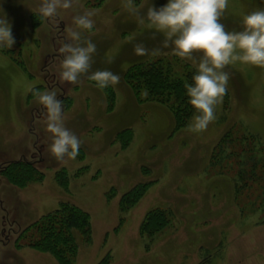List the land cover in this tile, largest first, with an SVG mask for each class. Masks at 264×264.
<instances>
[{"label":"rangeland","instance_id":"rangeland-1","mask_svg":"<svg viewBox=\"0 0 264 264\" xmlns=\"http://www.w3.org/2000/svg\"><path fill=\"white\" fill-rule=\"evenodd\" d=\"M41 2L0 0V15L8 19L15 38L11 48H0V170L22 159L44 174L42 181L23 187L0 174V264H58L47 253L17 249L14 240L19 230L60 202L90 215L91 242L77 239L74 264H95L107 253L110 264H264V187L263 192L244 189L234 199L236 172L226 170L232 163L209 164L213 145L230 127L252 135L264 159V68L240 62L226 67L228 90L216 107V120L201 133L187 126L172 133L168 110L156 102L138 103L122 73L131 62L158 57L195 67L193 59L198 62L201 53H193V59L174 55L162 46L161 33L139 25L123 9L124 0H73V7L59 9L55 18H43L31 29L29 15L38 12ZM134 3L144 5L143 14L151 4L160 7L167 0ZM254 10H264V0H228L221 23L239 31L242 16ZM88 11L94 12V27L82 37L96 45L91 68L76 84L61 82L59 48L69 42L73 17ZM138 43L148 55L135 54ZM152 49L159 54L151 55ZM104 69L120 76L119 84L110 86L109 107L104 90L88 79ZM30 87L57 94L65 127L81 141L82 159L60 162L50 154L46 110L34 95L28 99ZM125 129L131 137L122 148L116 137ZM62 168L68 173L66 188L54 178ZM146 181L153 183L145 195L122 212L119 196ZM154 208L168 212L169 224L152 237L139 236L145 213Z\"/></svg>","mask_w":264,"mask_h":264},{"label":"clouds","instance_id":"clouds-1","mask_svg":"<svg viewBox=\"0 0 264 264\" xmlns=\"http://www.w3.org/2000/svg\"><path fill=\"white\" fill-rule=\"evenodd\" d=\"M73 7V0H42L38 12L45 19H53L59 9ZM123 9L135 17L139 25L154 29L164 37L162 46L171 48L180 58L193 59V53H201L193 63L196 72L192 83L185 82L189 104L195 109L187 130L201 133L216 120V107L223 101L228 90L230 74L224 69L237 62L264 68V10H254L242 16L241 30L228 31L221 23L228 8V0H167V3L147 7L141 13L143 4L134 0H124ZM94 12L88 11L73 17L75 28H69V42L59 48L63 54L59 77L61 82L76 84L81 75L89 72L96 45L82 37V32L91 30ZM155 38V35H153ZM131 40V37H130ZM15 38L6 16L0 15V48H11ZM152 49L151 55L159 54ZM136 55H148L143 44L134 45ZM108 57L107 62H112ZM88 79L103 91L120 82V76L110 70L91 72ZM31 91V87L29 88ZM145 96L147 92L143 93ZM36 101L46 110V131L50 134V154L60 162L65 158L75 160L79 155L81 141L65 127L63 106L55 92L34 91Z\"/></svg>","mask_w":264,"mask_h":264},{"label":"trees","instance_id":"trees-1","mask_svg":"<svg viewBox=\"0 0 264 264\" xmlns=\"http://www.w3.org/2000/svg\"><path fill=\"white\" fill-rule=\"evenodd\" d=\"M99 3V2H98ZM43 17L39 12L29 15L31 29L42 23ZM12 51V50H9ZM196 68L187 63L175 65L170 58L158 57L149 61L131 62L122 73L123 81L131 90L138 103L156 102L171 114L173 118L172 133L187 126L195 109L189 104L184 87L185 82L192 83ZM37 87L28 94L33 96ZM147 92L145 96L143 93ZM108 107L112 102L111 87L104 89ZM69 100H67L68 102ZM236 132V134H235ZM131 137L129 130L118 132L117 137L122 148H125ZM260 148H256L252 135L240 134L233 127L224 131L212 147L209 164L216 166L221 160L232 163L236 172L233 180L234 199H237L244 189L262 191L264 187V159ZM78 159L83 158L80 148ZM223 168V167H222ZM235 168V169H234ZM80 168L75 175L82 172ZM0 174L16 187H23L32 182H40L44 174L35 165L22 159L8 161L2 165ZM54 178L60 187H67L68 173L65 169L55 171ZM153 181L135 184L123 192L118 198V206L122 212L128 211L147 192ZM109 196L113 190L108 192ZM168 212L154 208L148 210L139 225V236L152 237L169 224ZM85 244L91 242V221L88 212L79 206L60 202L51 211L41 215L37 220L26 225L16 233L14 246L17 249L31 248L52 256L58 264H74L78 253V240ZM110 253H107L95 264H110Z\"/></svg>","mask_w":264,"mask_h":264},{"label":"flooded vegetation","instance_id":"flooded-vegetation-1","mask_svg":"<svg viewBox=\"0 0 264 264\" xmlns=\"http://www.w3.org/2000/svg\"><path fill=\"white\" fill-rule=\"evenodd\" d=\"M11 232V231H10Z\"/></svg>","mask_w":264,"mask_h":264}]
</instances>
